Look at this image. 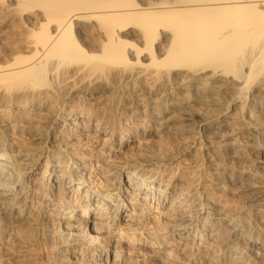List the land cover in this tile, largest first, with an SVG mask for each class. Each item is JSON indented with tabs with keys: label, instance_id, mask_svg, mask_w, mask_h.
I'll return each mask as SVG.
<instances>
[{
	"label": "bare ground",
	"instance_id": "obj_1",
	"mask_svg": "<svg viewBox=\"0 0 264 264\" xmlns=\"http://www.w3.org/2000/svg\"><path fill=\"white\" fill-rule=\"evenodd\" d=\"M0 264H264V0H0Z\"/></svg>",
	"mask_w": 264,
	"mask_h": 264
}]
</instances>
